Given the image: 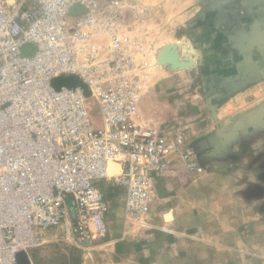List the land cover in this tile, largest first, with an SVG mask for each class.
Returning <instances> with one entry per match:
<instances>
[{
    "label": "built area",
    "instance_id": "1",
    "mask_svg": "<svg viewBox=\"0 0 264 264\" xmlns=\"http://www.w3.org/2000/svg\"><path fill=\"white\" fill-rule=\"evenodd\" d=\"M150 14L126 0H0V264L58 231L76 246L104 237L101 180L125 188L126 224L148 226L156 177L175 161L204 171L183 134L140 115L158 52ZM70 76L88 96L54 85Z\"/></svg>",
    "mask_w": 264,
    "mask_h": 264
},
{
    "label": "rangeland",
    "instance_id": "2",
    "mask_svg": "<svg viewBox=\"0 0 264 264\" xmlns=\"http://www.w3.org/2000/svg\"><path fill=\"white\" fill-rule=\"evenodd\" d=\"M126 1L152 14L146 28L158 52L141 88L139 107L140 115L152 126L171 135L181 133L190 145L199 139L211 140L221 133L217 124L237 104L234 96L243 94L250 100L242 117L264 119V0ZM166 46H173L170 49L185 67L159 63L160 51ZM75 87L87 93L80 85ZM87 104L98 126L97 105L93 98ZM119 212L112 214L115 217L101 242L76 246L58 231L31 251L29 260L32 264H111L115 245L103 243L120 234ZM127 225L128 235L142 230L139 225ZM146 263L155 264L152 259Z\"/></svg>",
    "mask_w": 264,
    "mask_h": 264
},
{
    "label": "crops",
    "instance_id": "3",
    "mask_svg": "<svg viewBox=\"0 0 264 264\" xmlns=\"http://www.w3.org/2000/svg\"><path fill=\"white\" fill-rule=\"evenodd\" d=\"M247 99L234 96L237 104L216 126L220 134L188 144L202 173L190 174L175 161L156 177L149 225L136 235L124 227L125 188L98 182L109 208L107 228L121 210L120 234L103 243L115 245L111 264H264V119L242 117Z\"/></svg>",
    "mask_w": 264,
    "mask_h": 264
},
{
    "label": "water",
    "instance_id": "4",
    "mask_svg": "<svg viewBox=\"0 0 264 264\" xmlns=\"http://www.w3.org/2000/svg\"><path fill=\"white\" fill-rule=\"evenodd\" d=\"M170 48H173V46H166L164 47L159 54L158 60L161 64L170 63L173 67L179 66L180 68H183L186 66L183 62H178L177 60V54L174 53ZM54 85L58 88L60 86H67V87H75L76 85H80L81 87L86 89V86L81 83L77 78L75 77H67V78H60L58 81L54 82ZM87 90V89H86ZM89 92L85 94V96H88ZM88 244L85 242L83 245ZM18 264H29V260L27 256L24 253H20L17 257Z\"/></svg>",
    "mask_w": 264,
    "mask_h": 264
},
{
    "label": "bare ground",
    "instance_id": "5",
    "mask_svg": "<svg viewBox=\"0 0 264 264\" xmlns=\"http://www.w3.org/2000/svg\"><path fill=\"white\" fill-rule=\"evenodd\" d=\"M114 168H115L114 165L109 164V166H108V174H111V173L115 172Z\"/></svg>",
    "mask_w": 264,
    "mask_h": 264
}]
</instances>
